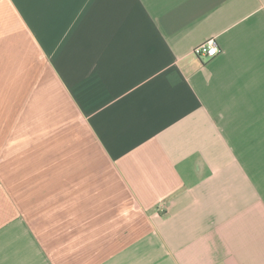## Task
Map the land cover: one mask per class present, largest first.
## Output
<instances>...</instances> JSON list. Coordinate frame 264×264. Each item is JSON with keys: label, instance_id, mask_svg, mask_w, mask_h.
I'll use <instances>...</instances> for the list:
<instances>
[{"label": "crops", "instance_id": "0c3cea01", "mask_svg": "<svg viewBox=\"0 0 264 264\" xmlns=\"http://www.w3.org/2000/svg\"><path fill=\"white\" fill-rule=\"evenodd\" d=\"M0 264H264V0H0Z\"/></svg>", "mask_w": 264, "mask_h": 264}, {"label": "built area", "instance_id": "2783aa9c", "mask_svg": "<svg viewBox=\"0 0 264 264\" xmlns=\"http://www.w3.org/2000/svg\"><path fill=\"white\" fill-rule=\"evenodd\" d=\"M219 53V47L215 39H212L203 45H201L197 50L196 54L206 60L216 57Z\"/></svg>", "mask_w": 264, "mask_h": 264}]
</instances>
